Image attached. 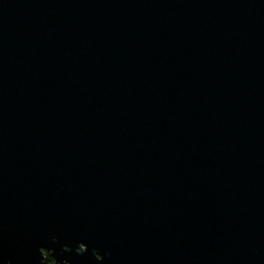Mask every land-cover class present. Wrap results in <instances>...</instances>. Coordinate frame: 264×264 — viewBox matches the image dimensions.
I'll return each instance as SVG.
<instances>
[{"label":"water","instance_id":"water-1","mask_svg":"<svg viewBox=\"0 0 264 264\" xmlns=\"http://www.w3.org/2000/svg\"><path fill=\"white\" fill-rule=\"evenodd\" d=\"M264 264V0H0V264Z\"/></svg>","mask_w":264,"mask_h":264},{"label":"trees","instance_id":"trees-1","mask_svg":"<svg viewBox=\"0 0 264 264\" xmlns=\"http://www.w3.org/2000/svg\"><path fill=\"white\" fill-rule=\"evenodd\" d=\"M44 262L45 264H53L54 263V259L52 258L51 254L47 251L44 252Z\"/></svg>","mask_w":264,"mask_h":264}]
</instances>
